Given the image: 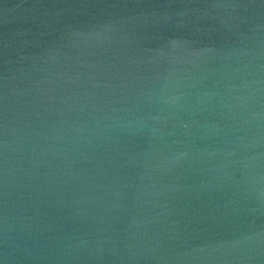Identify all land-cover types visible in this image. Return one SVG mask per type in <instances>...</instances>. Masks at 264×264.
I'll return each instance as SVG.
<instances>
[{
  "label": "water",
  "instance_id": "95a60500",
  "mask_svg": "<svg viewBox=\"0 0 264 264\" xmlns=\"http://www.w3.org/2000/svg\"><path fill=\"white\" fill-rule=\"evenodd\" d=\"M0 264H264V0H0Z\"/></svg>",
  "mask_w": 264,
  "mask_h": 264
}]
</instances>
